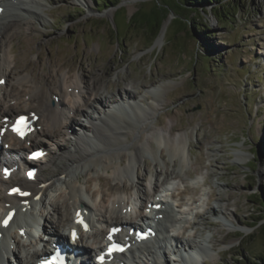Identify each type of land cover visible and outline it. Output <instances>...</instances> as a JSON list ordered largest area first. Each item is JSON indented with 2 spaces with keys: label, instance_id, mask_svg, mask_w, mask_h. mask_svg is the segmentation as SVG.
I'll return each instance as SVG.
<instances>
[{
  "label": "rangeland",
  "instance_id": "rangeland-1",
  "mask_svg": "<svg viewBox=\"0 0 264 264\" xmlns=\"http://www.w3.org/2000/svg\"><path fill=\"white\" fill-rule=\"evenodd\" d=\"M34 1L30 13L19 16L22 19H16L15 28L8 30L3 44L10 67H15L8 78L12 83L17 80L31 84L21 76L43 83V78L56 80L60 73L71 83L79 74L88 82L97 79L101 96L110 101L130 86L137 100L152 113L148 124L152 134L175 133L189 142L185 165L179 154L174 156L164 145L152 143L156 153H144L130 180H120L113 176L112 168L93 163L66 178L80 184L86 193L98 194L99 198L105 195V199L118 192L124 199L137 191L149 196L152 172L158 174L160 184L175 179L178 190L186 187V197L198 199L200 205L196 222L178 237L186 240L198 231L199 238L213 239L210 252L200 256L198 264H247L264 254V0H216L197 8L185 5V10L181 7L185 0H115L116 4L106 9L96 0ZM166 2L172 10L163 22V42L151 48L150 34L130 26L129 18L140 7L149 11ZM230 3L236 5V14ZM220 9L229 19L218 21ZM180 16L182 23L176 20ZM194 21L212 26L210 30H194ZM165 81L168 84L157 99L153 98L149 89ZM20 88L14 84L8 91L12 89L16 95ZM1 89L8 99L6 88L2 85ZM85 108L93 110L96 117L103 106L98 102ZM128 114L130 120L140 121L132 111ZM171 126L173 131L169 132ZM149 131L144 132L146 137ZM135 133L131 139H137L139 133ZM58 139L65 142L62 136ZM65 146L72 148L70 143ZM65 163L62 160L60 165ZM174 170H180L181 175ZM199 172L202 179H196ZM63 179L56 180L48 190L43 207L53 226L60 213L55 205L67 210L71 200L72 204L78 200L68 193ZM68 180L65 182L70 184ZM225 206L227 217L223 215ZM227 218L241 230H228L223 224ZM20 250L24 257L25 250ZM164 259L159 264H181L172 258L166 263ZM141 264L151 263L145 259Z\"/></svg>",
  "mask_w": 264,
  "mask_h": 264
},
{
  "label": "bare ground",
  "instance_id": "bare-ground-1",
  "mask_svg": "<svg viewBox=\"0 0 264 264\" xmlns=\"http://www.w3.org/2000/svg\"><path fill=\"white\" fill-rule=\"evenodd\" d=\"M33 1L34 0H1L0 1V5H3V11L0 12V79L6 78L7 80L8 78H10L11 75H13V73H15L13 71L15 67H10L7 51L3 49V44L6 41L7 32L11 28H13L14 25H16L17 18L20 19L23 15L30 13V7L33 6ZM12 10L16 11L15 15ZM19 16L21 17L19 18ZM22 21L23 20H21V22ZM21 22L19 21V23ZM163 31L164 30H162L161 32L162 34L157 38V42H156L157 45L163 42V38H164ZM58 75L59 77L56 80H52L47 77H45V79L43 78V80H45V82L43 83H40L42 80L40 81L39 79L33 78L31 76L30 77L21 76L22 78L21 80H24L26 82L31 81L34 84L26 93L28 95L27 105L29 109L32 111H36L37 113L40 114L41 119H38V121L40 120L38 124L47 125V128L37 133L36 137L42 134H47V135L57 134L59 132H63L65 129L66 131H64V133L67 132V130H71L70 127L74 124H78L79 122L77 116L79 115L82 116L86 114L84 108L78 104L80 102L89 107H92L94 106V104L100 102L102 106L106 107L104 113L105 114L107 113V117L103 118L102 116L97 115L98 117L96 116L95 118L94 111L93 113H90L89 116L94 117L93 119L94 123L91 122L92 124L90 125L92 127L87 128L81 126L82 127L81 129L84 132L81 133L80 135L78 131L76 130L75 132L73 131L74 134L76 135L75 143L73 145L74 149L63 151V156L61 157L56 156L54 163L51 165L53 166L52 171L50 170V172H48L46 170H42L41 173H39L40 177L36 180L37 181L36 183L30 184L31 182H23V184L26 185L27 187L33 188L36 193L43 194V197L39 201L31 200L30 202L31 204H37L40 201H42V199L45 198L46 193L53 186L55 179L59 181L62 180V178H64L63 183H65V185H68L67 188L72 194L71 197L73 199H75V197L78 199L76 200L75 203L73 204L71 203L72 206L73 207L81 206L83 209L87 210L88 212L87 217L91 221L92 225H97V223L99 224L98 227H96L94 233L92 234V240L85 242L82 239L80 242L82 249H85L87 252H90L99 249L100 244L102 242L103 233L105 232L104 230L105 226H107L108 228L109 225H111L113 222H122L127 224L128 222H130V220H128L125 217V215H123L124 208H128L129 201H125L124 199L125 196H123L121 193L118 192V194L110 198L105 199V195H104L100 200H98V198H94V201L92 200L89 202V199L87 200V198H85V196L87 195L85 189L82 186L77 185L78 184L77 182H75L76 183L75 184L70 180H68L66 176L68 177L73 172H77L83 166L85 165L87 166L89 163H93L97 165H103L105 169H108L109 167L112 168L111 171L113 176L120 180L126 177L129 179L133 177L135 173V166L136 164L142 161L144 153L145 152L156 153L157 148H155V146L161 147V145H164L172 155L178 156L179 154L181 161L185 165L189 160L185 152L187 151L190 154V150L188 147L189 142L187 143L186 138L184 139V137H182L181 135L177 136V134L175 133H173L172 135L170 134L167 135V133L164 131H158V132L154 131V133L152 134V132L149 131V127H148V124L150 123V115L152 113L151 111H148L149 108L147 106L142 105L140 103L141 101L139 102V100H137L138 98V97L136 98L137 94L135 95V92L131 88H129L130 86L125 87V90L122 93H120L121 95L120 94L114 95L115 99L113 101L116 102V104L112 106L111 105L113 103L112 100L110 101L108 97H107L108 100H106V98L101 96V92L97 88L98 84H96L97 79L95 81L92 80L88 82L82 79L81 77H79V74L78 75L76 74L77 75L76 79L71 80L70 83L68 82L69 80L66 78V75L64 76V73H60ZM167 84L168 81H165L163 82V84L161 83V86L155 85L153 88L149 89V91L154 94L152 97L157 99V96L159 95V91L162 89V87H165ZM1 87L2 85L0 86V88ZM77 90H79L78 93H76ZM3 93L4 92L1 89V96H3L2 95ZM86 94L87 95L89 94V96H86ZM67 97L76 98L77 101L70 102V104H68L66 103V100H69ZM52 99L53 100L55 99L56 102H54ZM6 100L7 101L4 104H0V114L3 117L12 115L13 112H16L17 110L15 105L8 103L9 101L8 99ZM51 102L54 106L51 104ZM107 102H109V104H106ZM128 111H132L134 113L135 118L136 116L140 117V121L134 122L133 120H130L132 119V117L128 116L129 115ZM46 120L47 122H45ZM164 127H168V124L164 123ZM154 128L156 127H153V129ZM168 129L169 132L173 131L172 126L169 127ZM147 131H149L150 135L146 137L144 132ZM89 132H91L92 134H90ZM135 132L139 133V136L138 137L136 136L137 137L136 140L131 139V135H134ZM105 137L107 141L104 140ZM145 140H148L151 144L149 142L148 144ZM12 142H13V146H12L13 150L11 152L13 153L19 154L25 148L23 142L19 140H12ZM152 143H154L155 146H153L154 144ZM109 150L111 151L114 150V152L110 153L111 151ZM62 160H65L66 163L60 165V162ZM114 160H117V164H114V162H116ZM41 168L43 169L45 168L44 164L42 165ZM175 172L176 171L174 170L173 173ZM200 173L201 172H199V174L196 175V179H202L200 178ZM176 174L177 176L181 175L180 170L179 172H176ZM151 175L155 177V180L153 178L152 188L154 190H158V188L160 187L159 186L160 180H158L157 178L158 174L156 172H152ZM66 180H68L70 184L65 182ZM170 180H167L166 182L164 181L163 184L168 183ZM14 182L15 181L6 182L0 179V187H1L0 207L1 206L2 208L4 207L3 205L4 201H10L11 203H13V205H17L21 200L17 197H9L5 192L7 190L4 189L5 186L7 184ZM140 192L141 191L139 192L137 191V193H135V195H137V201L136 203H134L135 208L137 207L138 202L143 206H145L148 202V199L146 198L147 197L146 194L141 195ZM192 198L189 197L187 202H191V203L196 202V199L194 198L193 200ZM1 201H2V205H1ZM131 205L133 206V203H131ZM55 206H56L55 209L58 212H60L59 220L57 225L53 226V224L51 223L52 224L51 231L53 229L54 233L61 234L62 226H64L66 224V221L69 219V215H68L69 209L67 210L64 209L63 206H61L60 204H57ZM227 211H228V206H225L223 211V215L225 213V217H227L226 216ZM20 217H23L25 220H27L30 225L37 224L38 220L40 221L45 220L44 231L48 230L47 227H49L50 219L47 217V215L41 212L40 217L38 218L35 217L32 212L28 211V213L26 214V212L23 211V206L21 205L18 212V216L14 220L13 225H11L5 231V238L4 241L2 242V249L3 248L8 249L6 247L5 242L6 241L11 242L13 239H15L16 235L17 236L19 235V231H18V233L14 236L13 227L17 225L19 229L23 227V226H19ZM175 217H176L175 212L166 214L164 219L159 223L160 232L164 237L162 239H159L160 241L158 240V242L161 243L160 246L163 249L164 238H169L171 244L173 242L175 246L178 248V250H176L178 253L175 252V255H177V257L180 256L183 259L189 260L188 264H198L199 257L204 254H208L210 252L211 247L213 246V239L212 237L209 238V236H204V237L202 236L199 238L198 231L192 232L189 235L190 239L186 240L185 242L172 234H170L167 237V235H165V231L167 230V226L165 225V222L166 221L170 222L169 226L174 227L175 222L179 221L178 219L176 220ZM186 217H188L187 222L192 221L191 216L186 215ZM225 221L223 224L228 230L230 231L241 230L229 218H227ZM183 228H185V223ZM185 230L188 231V229L186 228ZM243 231L247 232L248 230L244 229ZM31 248L32 247H29V250L26 253V258L23 260L20 257L18 258L17 249H13V250L9 249V252L10 255H13L18 258L19 264H34L33 262H35L37 258L43 254L44 250L41 249L34 250ZM189 248H193L194 253H190ZM144 251L148 252L149 256L153 257V259L155 260L154 261L155 264H159L160 262L159 260H163L165 258L164 255H159V254L155 255L152 250L151 244H149L148 242H144V244H140L139 247L134 249V253L135 252L143 253ZM164 253H166V251H164ZM194 254L196 255L195 258L196 260L192 258ZM4 256L5 255L2 253V250H0V258L3 257V262L5 263ZM84 259L85 256L81 260L82 263H86ZM164 260L167 263V260L166 259ZM133 264H138V261L135 262L133 261Z\"/></svg>",
  "mask_w": 264,
  "mask_h": 264
},
{
  "label": "trees",
  "instance_id": "trees-1",
  "mask_svg": "<svg viewBox=\"0 0 264 264\" xmlns=\"http://www.w3.org/2000/svg\"><path fill=\"white\" fill-rule=\"evenodd\" d=\"M98 3H104L105 9L109 8L110 6H114L116 4L115 0H96ZM212 4L216 3V0H185V3H182V8L185 10V5L197 8L202 6L203 4ZM109 4V5H108ZM221 8V6H219ZM230 8L233 9V13H237V7L235 4L230 3ZM100 10V9H99ZM168 10H172V7L169 5V3H164V5L157 4L155 7L151 8L149 11L143 10L141 7L138 8V10L129 18V24L130 26H136L137 28H140L147 33L150 34V47L154 43V40L157 38L159 33L161 32L163 22L165 18L167 17ZM224 10H227L224 8ZM195 11V10H194ZM223 9H220L219 14L216 15L219 22H223L225 19H229L228 14H226L225 17V11L223 12ZM228 12V10H227ZM230 13V12H229ZM201 15V13L199 12ZM199 19V17H198ZM176 20H180V23L183 22L182 16L177 17ZM212 25L206 23L202 25L200 22L194 21L193 28L202 29L203 27L207 30H210V27ZM211 35V34H210ZM206 38L210 37L209 34L205 36ZM247 264H264V254L260 255L257 259L248 262Z\"/></svg>",
  "mask_w": 264,
  "mask_h": 264
},
{
  "label": "water",
  "instance_id": "water-1",
  "mask_svg": "<svg viewBox=\"0 0 264 264\" xmlns=\"http://www.w3.org/2000/svg\"><path fill=\"white\" fill-rule=\"evenodd\" d=\"M163 28H164V26H162V29L161 30H163ZM156 42H157V38H156L155 42L151 45V48H154L155 47Z\"/></svg>",
  "mask_w": 264,
  "mask_h": 264
},
{
  "label": "snow or ice",
  "instance_id": "snow-or-ice-1",
  "mask_svg": "<svg viewBox=\"0 0 264 264\" xmlns=\"http://www.w3.org/2000/svg\"><path fill=\"white\" fill-rule=\"evenodd\" d=\"M21 135H23V133H21Z\"/></svg>",
  "mask_w": 264,
  "mask_h": 264
}]
</instances>
